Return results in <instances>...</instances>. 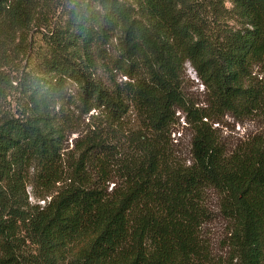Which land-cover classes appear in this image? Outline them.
Listing matches in <instances>:
<instances>
[{
  "label": "trees",
  "instance_id": "1",
  "mask_svg": "<svg viewBox=\"0 0 264 264\" xmlns=\"http://www.w3.org/2000/svg\"><path fill=\"white\" fill-rule=\"evenodd\" d=\"M92 111L68 174L66 136ZM226 115L264 119V0H0V264H264V133L228 149ZM209 192L222 255L203 236Z\"/></svg>",
  "mask_w": 264,
  "mask_h": 264
},
{
  "label": "rangeland",
  "instance_id": "2",
  "mask_svg": "<svg viewBox=\"0 0 264 264\" xmlns=\"http://www.w3.org/2000/svg\"><path fill=\"white\" fill-rule=\"evenodd\" d=\"M228 7H230V5H228ZM231 25L235 26V23L232 22ZM42 37L43 36L41 34L35 35L34 39L36 43H38V46H43ZM26 59L25 63H28L29 58L27 57ZM100 76L107 79L104 72H100ZM115 78L120 84L128 81L126 77L121 75H117ZM183 89L187 98L197 106L203 107L205 105V101L207 99L205 88L199 82L194 70L189 64L186 65V72L183 78ZM70 93L72 97L77 98V90L73 84L70 85ZM98 114L99 112L95 111H92L88 116H82L79 112L76 113V121L73 128L74 132L67 134L62 148V157L64 160L63 164L67 173L69 172V163H74V160L79 158L80 152L78 145L92 132L97 123L96 118L99 116ZM177 117H179V122L172 127L171 150L178 160L187 161V165H189L191 162V142L193 133L192 130L185 124L183 114L178 112ZM134 119V116L131 115L127 118L126 123H134ZM214 128L218 130L222 144L225 145L226 148L234 150L236 147L240 146L249 139L264 133V119H237L231 115H226L221 119L220 123L214 125ZM125 137L126 136H123L121 138L125 139ZM113 145H115L114 155H117L118 157L119 148L117 146H119V143L118 145ZM109 171L112 177H118L116 168H110ZM113 186L114 184L111 185L110 190ZM37 193H39L37 189H33L32 187L28 188V194L32 204L44 205V201L37 198ZM207 200V207L211 212L212 220L205 225L203 229V236L211 244L215 255H222L226 249V242L229 235V225L220 213L218 196L214 192H209Z\"/></svg>",
  "mask_w": 264,
  "mask_h": 264
}]
</instances>
